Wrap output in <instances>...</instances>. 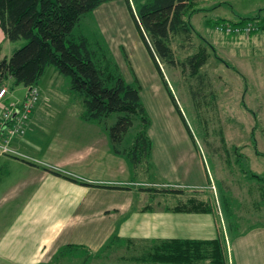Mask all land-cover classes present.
I'll return each instance as SVG.
<instances>
[{
    "label": "rangeland",
    "instance_id": "obj_1",
    "mask_svg": "<svg viewBox=\"0 0 264 264\" xmlns=\"http://www.w3.org/2000/svg\"><path fill=\"white\" fill-rule=\"evenodd\" d=\"M213 1L200 0L194 5L198 9L188 16L193 31L188 37L176 35L171 43L180 59L201 47L207 50L206 62L192 76L187 70H180V67L164 65L161 67L162 77L125 0L102 2L82 15L74 30L86 37L88 46L97 56L107 55L105 52L109 49L124 79L140 85L141 101L150 120L148 130L152 125L161 128L162 134L166 135L164 129L176 130L184 139L180 144L196 152L198 158L193 160L198 159L203 167L202 175L206 181L198 189L211 192L216 198V192L219 193L216 181H219L225 189L230 210L237 215L234 221L239 230L264 223V193L259 189V184L264 188V31L252 35H225L213 28L212 23L215 16L225 17L226 20L262 13L264 0H225L216 5L217 8H211ZM5 42L0 41V53L10 55L11 49L19 47L24 40ZM4 84L8 92L3 100L22 98L26 93V88L22 84H14L10 77ZM37 88L41 100L49 98L42 106L37 122L40 132L44 133L42 145H46L50 139L59 144L60 149L62 146L69 148L88 142L96 129L85 125L84 128L66 132L59 126L63 117L68 115L65 107L73 109L78 106L77 101L74 104L58 103L60 100L56 99L72 98L68 76L58 73L49 65L40 77ZM10 90L13 94L9 93ZM115 115L111 113L106 123L113 122ZM26 123L28 127L30 121ZM63 131L66 134H62ZM252 138L260 154L255 153ZM127 139H130V134L125 141ZM154 143L161 144L160 141ZM236 148L242 154L239 158L235 156ZM175 152L179 153L177 150L171 151ZM185 153L187 157L182 165L179 166L177 160L179 176L187 180L200 177V170H193L198 163H191L190 154ZM45 164L72 175L56 164ZM183 166L188 168V174L181 171ZM158 168L159 171L150 165V175L141 173V181L168 179L172 175L164 163H159ZM22 175L20 168L13 169L10 174L13 181ZM111 249L102 251L94 258L115 259L116 252L113 254ZM81 258L83 256L74 255L71 259ZM68 263L57 261L53 264Z\"/></svg>",
    "mask_w": 264,
    "mask_h": 264
},
{
    "label": "crops",
    "instance_id": "obj_2",
    "mask_svg": "<svg viewBox=\"0 0 264 264\" xmlns=\"http://www.w3.org/2000/svg\"><path fill=\"white\" fill-rule=\"evenodd\" d=\"M226 1L214 0L211 8ZM215 18L225 19L222 16ZM240 18L224 21L237 22ZM0 41L9 43L1 29ZM8 56L0 53V57ZM0 85L5 84L0 82ZM9 93L13 94L11 90ZM8 99L4 103L7 104ZM56 99L60 100L58 103H78L77 108L65 107L68 115L59 123L60 129L62 127L67 132L87 125L96 129L95 134L85 144L69 148L62 146L60 149L52 139L42 145L44 133L40 132L37 122L42 106L49 98H43L45 102L39 98L30 113L25 134L12 141V145L31 162L0 154L1 264H53L57 261L70 262L68 264H143L119 257L142 254L153 241L160 239H212L223 227L227 264H264V223L240 228L239 232L228 231L223 221L221 201L227 195L219 181H216L219 187L216 209L188 211L173 208L190 197L214 198L211 192L198 189L206 183L203 167L198 159L193 160L198 158L196 152L180 144L184 139L176 130L164 129L167 135L153 125L147 130L151 141L150 164L159 171L158 164L164 163L172 175L168 179L141 181V173L150 175L145 166H132L125 155L114 153L101 123L82 118V105L77 98ZM62 134L66 133L63 131ZM173 150L179 153H171ZM185 152L190 154L191 163H198L193 170H200V177L187 180L179 176L177 162L179 166L185 162ZM45 163L56 164L71 176L91 184L56 175L45 169L48 166ZM19 168L23 175L13 181L10 174ZM181 171L188 174L186 166ZM146 184H168L180 190L141 189ZM114 234L118 240L108 249L112 248L113 254L116 252L115 259H95L93 253L98 252ZM62 249L63 257L58 256ZM74 255L83 258L71 259Z\"/></svg>",
    "mask_w": 264,
    "mask_h": 264
},
{
    "label": "trees",
    "instance_id": "obj_3",
    "mask_svg": "<svg viewBox=\"0 0 264 264\" xmlns=\"http://www.w3.org/2000/svg\"><path fill=\"white\" fill-rule=\"evenodd\" d=\"M105 1L109 0H0L2 33L9 41L24 40L19 47L13 49L8 57H0V82L3 83L10 77L14 84H22L27 92L31 87L37 88V83L45 68L49 65L53 66L58 73L68 76L69 93L72 98L80 101L82 118L86 121L101 123L103 129L106 130L111 150L114 153L125 155L132 166L144 165L148 170L151 165L149 163L151 141L147 132L150 120L141 101L140 85L136 81L128 82L124 79L109 49L105 52L107 55L97 56V53L88 46L86 37L74 30V26L82 15ZM125 1L146 49L162 77L161 67L164 65L170 68L177 66L182 71L187 70L189 76L196 75L208 58L205 47L180 59L171 43L176 35L182 34L188 37L193 31L188 16L198 9L194 8V5L200 0ZM261 14L257 12L253 16L242 17L237 22L231 23L243 25L251 22L254 28L246 33L252 35L258 31H264V15L261 16ZM223 22L224 20L215 19L212 23L213 28L216 29V26ZM221 32L232 36L239 34ZM191 92L195 95L194 91ZM24 98L25 95L15 99ZM38 100L39 92L28 114L27 122L30 121V113ZM5 101H0V110L7 106L3 103ZM111 113H116L115 119L107 124L106 118ZM27 128L26 125L22 136ZM129 134L130 139L125 141V137ZM16 137L18 136H12L9 142L13 151H0V154L19 157L31 162L12 145ZM253 139L254 151L260 154ZM235 156L237 158L242 156L238 148L235 149ZM45 169L72 181L91 184L65 174L53 166H45ZM259 185L261 193H264L262 184ZM151 188L173 192L180 190L168 184L141 186V189L151 190ZM226 198L224 196L221 198L224 224L228 231L239 232L236 229L238 225L234 221L237 215L230 210L228 197ZM216 207H218L216 198L190 197L173 208L188 211H211ZM223 229L224 227L212 239L155 240L144 253L134 256L122 255L119 258H129L143 264H227ZM116 240H118L116 234L112 235L92 256L100 255ZM63 254L62 249L58 256Z\"/></svg>",
    "mask_w": 264,
    "mask_h": 264
},
{
    "label": "built area",
    "instance_id": "obj_4",
    "mask_svg": "<svg viewBox=\"0 0 264 264\" xmlns=\"http://www.w3.org/2000/svg\"><path fill=\"white\" fill-rule=\"evenodd\" d=\"M254 28L251 22L243 25L224 21L216 26V29L225 33H246ZM8 89L5 85L0 86V101L3 99ZM38 98V89L34 86L26 92L22 100H10L7 106L0 110V151H13L10 146L12 136H22L26 129L28 114Z\"/></svg>",
    "mask_w": 264,
    "mask_h": 264
}]
</instances>
